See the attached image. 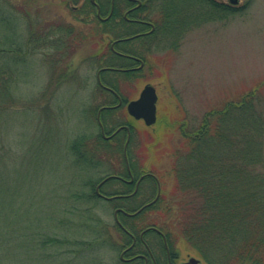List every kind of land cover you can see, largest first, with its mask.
I'll return each instance as SVG.
<instances>
[{
    "label": "rangeland",
    "instance_id": "374dc122",
    "mask_svg": "<svg viewBox=\"0 0 264 264\" xmlns=\"http://www.w3.org/2000/svg\"><path fill=\"white\" fill-rule=\"evenodd\" d=\"M80 1L81 9L82 2L90 0ZM215 2L230 5L229 0ZM72 6L65 0H0V83L6 81L15 97L0 115V253L5 249L6 264H59V259L39 255L33 234L54 228L57 219L71 217L67 212L72 206L91 208L93 216L105 224L116 242L113 248L104 249L103 261L114 263L124 245L131 243L120 240L115 210L139 208L155 197L154 187L143 188L132 204L99 197L83 202L75 197L93 195L104 178L125 176L127 171L125 133L119 135L121 153H114L115 139L101 143L96 119L97 108L112 101L98 89L96 74L99 67L110 64L105 59L117 35L106 33L105 24L97 22L94 15L91 22L82 21V9L76 14ZM232 7L236 11L230 17L219 14L211 19V11L201 10L195 0L184 1L183 14L191 15L192 23L197 24L187 28L182 24L180 29L185 33L177 49L158 47L148 52L144 70L136 75L105 77L116 80L117 91L128 101L138 98L146 84L157 91L155 125L148 127L132 119L126 104L106 118L104 125L109 135L118 126L131 127L128 153L136 173L151 172L159 177L162 190L172 195L171 213L190 199L177 190L171 169L176 149L186 144L183 127L196 128L210 110L248 95L255 97L258 111H264V0H239ZM148 17L157 18L155 13ZM53 33L57 35L48 37ZM63 36L67 43L58 48L55 41ZM29 40L33 42L27 47ZM6 49L14 52L8 56L23 58V63L16 66L7 55H1ZM115 65L127 66L123 61H115ZM85 137L87 144L82 149L89 151L86 155L90 154V159L80 161L73 148ZM93 154L97 156L93 158ZM130 190L111 181L102 193L110 196ZM174 218L161 206L146 210L136 226L172 232L177 262L199 257L182 238ZM120 221H124L122 217ZM130 225L125 226L130 229ZM147 241L154 246L156 257L162 256L163 264L166 257L158 248L160 240L149 235ZM145 252L140 244L134 254ZM61 261L63 264L64 259ZM69 264L96 262L78 258Z\"/></svg>",
    "mask_w": 264,
    "mask_h": 264
},
{
    "label": "trees",
    "instance_id": "16d2710c",
    "mask_svg": "<svg viewBox=\"0 0 264 264\" xmlns=\"http://www.w3.org/2000/svg\"><path fill=\"white\" fill-rule=\"evenodd\" d=\"M65 1L68 3L75 0ZM184 1L186 0H149V5L156 9L155 13L172 15L176 24H197L192 23L191 15L183 14L181 5ZM195 1L201 10L211 11V19L217 18L219 14L222 18H228L236 11L234 7L218 4L215 0ZM102 8L105 11L104 6ZM174 8L178 10L177 13L172 12L175 11ZM81 9L72 12L85 14L82 21L91 22L90 16L94 15L95 20L99 22L95 16L96 10L90 2L84 3ZM112 24L115 25L114 34L117 37L134 29L125 24L118 6L112 19L104 25L106 33L112 31ZM55 35L57 34H48V37ZM32 42L29 40L26 46L30 47ZM1 52V55L14 53L7 49ZM8 55L5 57L12 60L16 66L23 63V58ZM6 83H0L1 86L4 84L3 88L0 86V115L15 100L12 88ZM182 134L186 144L176 149L171 169L177 190L190 199H187L178 211L171 213L172 195L163 189L160 198L150 209H160L162 206L167 209L169 217L175 216L174 221L179 226L182 238L206 264H264V111L259 112L255 97L248 95L237 102L226 103L222 108L210 110L200 126L192 129L183 127ZM115 141L117 146L112 150L120 154L122 140L117 138ZM102 142L106 141L101 140ZM86 144L85 137L79 144L74 145L73 150L78 154L80 161L90 159V154L89 157L86 155L88 150L82 149ZM92 156L94 158L97 155ZM124 192L115 191L112 195ZM141 194L143 188L136 197ZM75 197L79 201L90 202L98 198L96 194L86 195V198L76 195ZM138 209L134 207L128 211L135 212ZM144 212L136 217L121 216L124 226L130 223L129 230L135 235L144 229H138L136 226V220ZM67 213L71 217L57 219L54 228L41 229L33 234V245L39 250V255L47 259L49 256L59 259V264H62L61 259H64L63 264H69L78 258L105 264L104 249L113 248L116 242L109 235L105 224L93 216L91 208L72 206V210ZM118 228L121 242L131 241L128 234L119 226ZM157 228L166 235L169 246L173 249L172 232L169 233L162 227ZM149 235L159 238L155 233L146 237ZM139 245L140 243L137 246ZM69 255H72L71 258ZM6 258L5 249H2L0 264H6ZM111 264L126 263L119 257L118 261Z\"/></svg>",
    "mask_w": 264,
    "mask_h": 264
},
{
    "label": "flooded vegetation",
    "instance_id": "af4514ba",
    "mask_svg": "<svg viewBox=\"0 0 264 264\" xmlns=\"http://www.w3.org/2000/svg\"><path fill=\"white\" fill-rule=\"evenodd\" d=\"M89 2L94 6L96 10L95 16L97 17V20L100 22V24H106L108 21H110L112 19L116 7L118 6L119 13L122 15L123 19L125 20V24L134 28L123 34V36L116 37L111 40L110 53L107 54L106 56L107 58L105 59L106 62L110 63L108 66L99 67L98 65H96L97 67H99L96 74L97 87L101 92L105 93L112 100V101L109 100L108 102H104L102 106H99L97 108L96 119L100 127L101 136L103 140L110 141L114 139L116 140L117 138H119L120 134L125 133L124 149L126 143L127 142L129 143L127 146V160L125 159V168L127 171V175L125 176L115 175L117 176V178L109 179L97 191L99 184L105 179L104 178L98 185H96L95 194L101 199H106V197H113L114 199L111 201H124L132 204L134 203L136 196L138 195L140 190H142V188L154 187L156 192L155 193V198H156L158 194L159 185L162 191V184L160 182L159 177H157L151 172L137 174L136 167L134 164H132L133 163L132 159L130 158V154L128 153V148H130L132 142L131 127L126 125L119 126L109 135L104 125V120H106V118H110V116L114 113L115 110L120 109L124 104H126V109H127L128 104L131 101L137 100L140 97V95L138 98L128 101L127 99L123 98L120 95V93L117 91L116 85H114L116 84V80L111 79V81H108L105 80V77L113 76L115 74L116 76L122 77V75L130 76L140 73L142 70H144V66L146 64L145 55L148 52H151L153 49L158 47H163L162 49H172V50L177 49L179 40L183 37L185 32H183V30L180 29L182 25L175 23L174 17L172 15L167 13L163 15L160 14V12L155 13L156 9L149 5V0H94V1L90 0ZM80 3H81L80 0H75L68 3L66 2V5L73 4L72 11H78L80 9L79 7ZM84 3L85 2H82V4ZM102 6H104L105 11H103ZM174 9L175 11L171 9L172 12L177 13L178 10L176 8ZM143 12H147L146 14L147 17L142 16ZM151 13L156 14L157 18L155 20H152L151 18L148 17L151 15ZM188 26L190 25L185 24L184 28H187ZM114 28L115 25L112 24L110 26V29L112 30L110 33L112 35H114ZM69 33L70 32H68L67 34ZM62 38L63 39L57 42L55 41L58 48L59 46H64L67 43V41L65 40L66 36H63ZM115 61H123V64H127V66L125 65H123V67L117 66L115 65ZM95 63L97 64L98 62L95 61ZM99 116L103 126L104 135L102 133V126L98 120ZM129 116L132 119L136 120L130 114ZM136 121H143V120H136ZM121 127H127L128 129H123L116 135L112 136ZM113 180L120 182L124 186H128L129 188H132V190L110 196L108 194H103L102 193L103 187L108 182L110 183ZM98 192L102 195H99ZM150 202L141 203L139 209L143 208L145 205L149 204ZM153 205L146 207L143 210V212L150 209ZM116 210L127 211L126 209L121 207H118ZM122 215H124L123 212L119 211L118 219ZM122 225L123 226H120L118 224L121 230H123L126 234H128L131 240L130 245L127 246L124 245L120 253V259L124 263L131 264L133 262L140 261L143 262V264H162L161 261L162 256H159L158 258L156 257V255L153 252L154 246L152 245L151 242H148L146 239L147 238L146 236L148 234L155 233L159 237L158 239L157 238L156 239L158 241L160 240L158 242L159 244L158 248L160 252L164 255V257H166V259L163 261V264H205L197 256H189L187 259L180 260L179 262H177L178 256L172 252V249L169 246L168 239L163 232L159 233L152 229L146 231L143 235V238H141V234L148 227L144 228L140 232V234L135 235L132 232H130V230L127 229L123 223ZM139 243L143 245V247L145 248L146 250L145 254H134L137 245ZM160 244H162V247H160ZM192 258L197 259L198 262H192L191 261Z\"/></svg>",
    "mask_w": 264,
    "mask_h": 264
},
{
    "label": "water",
    "instance_id": "95a60500",
    "mask_svg": "<svg viewBox=\"0 0 264 264\" xmlns=\"http://www.w3.org/2000/svg\"><path fill=\"white\" fill-rule=\"evenodd\" d=\"M94 1V0H93ZM231 5L236 6L239 3V0H229ZM157 102H158V95H157V91L155 89L154 86L147 84L144 89L142 90L140 97L137 100L131 101L128 106H127V110L128 113L134 117L136 120H143L145 125L150 127L156 124L157 122ZM98 120L102 126L101 123V119L100 116L98 117ZM123 129H128L127 127H121L119 128L112 136L116 135L117 133H119L120 131H122ZM102 133L104 135V130H103V126H102ZM128 143H126L125 149H124V155H125V159L127 160V146ZM111 178H117V176H110L105 178L98 186V189L109 179ZM99 195H102L98 192ZM161 195V187L159 185V189H158V194L156 196V198L150 202L149 204L145 205L143 208L139 209L138 211L134 212V213H129L123 210H116L114 213V217L116 222L120 225L123 226L121 224V222L118 219V213L123 212L126 216L128 217H134L137 216L138 214H140L146 207L153 205L158 198ZM106 199L108 200H113V197H106ZM154 230H156L157 232L161 233L158 229L152 228ZM150 230V229H148ZM146 230V231H148ZM145 231V232H146ZM144 232L141 234V238H143ZM192 262H198L197 259L192 258L191 259Z\"/></svg>",
    "mask_w": 264,
    "mask_h": 264
}]
</instances>
